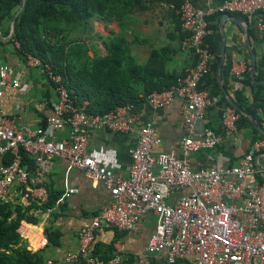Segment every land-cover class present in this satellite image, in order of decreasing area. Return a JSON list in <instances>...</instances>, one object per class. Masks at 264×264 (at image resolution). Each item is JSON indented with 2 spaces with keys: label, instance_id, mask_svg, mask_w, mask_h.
Wrapping results in <instances>:
<instances>
[{
  "label": "built area",
  "instance_id": "obj_1",
  "mask_svg": "<svg viewBox=\"0 0 264 264\" xmlns=\"http://www.w3.org/2000/svg\"><path fill=\"white\" fill-rule=\"evenodd\" d=\"M181 1L179 7H170L188 33L187 43L194 49L197 62L175 86L146 96L153 110L181 101V157L173 152L152 153L159 140L150 124H136L133 104L102 115L88 113L71 97L61 75L29 53L23 54L25 64L43 69L56 96L45 126H20L5 116L0 104V161L11 156L9 163H0V200L9 199V191L16 185L23 189L25 198L46 203L45 182L55 159L65 160L68 170L79 171L86 179L101 184L112 197L111 204L79 231L77 250L62 259L66 264H98L91 252L98 234L107 229L135 232L140 220L150 213L156 216V227L146 252L164 253L168 264H264V184L245 182L259 173L256 155L264 153V139L251 142L234 166L194 170L189 160L192 153L214 150L226 139L235 143L239 133V114L230 107L223 112V133L204 125L206 110L219 103L207 90L199 88L213 61L206 42L213 33L208 19L216 14L251 17L264 13V0H226L207 9L196 7L191 0ZM16 46L20 49L19 44ZM8 86L20 89L21 83L10 67L1 66L0 102L3 88ZM95 128L137 133L129 151L131 166L126 179L87 152L88 139ZM66 130L67 137L59 139L56 133ZM21 150L32 160L31 169L23 164ZM183 191L187 193L181 194ZM76 192L67 188L63 197ZM177 193L180 194L170 201ZM113 248L110 264L142 263L140 257L125 263L118 243ZM43 264L59 262L47 258Z\"/></svg>",
  "mask_w": 264,
  "mask_h": 264
},
{
  "label": "crops",
  "instance_id": "obj_2",
  "mask_svg": "<svg viewBox=\"0 0 264 264\" xmlns=\"http://www.w3.org/2000/svg\"><path fill=\"white\" fill-rule=\"evenodd\" d=\"M191 1L196 7L207 9L218 6L226 0ZM20 7L13 11L11 18L6 17L0 26L2 33L0 67H10L15 73V78L20 80L21 86L20 89L4 87L0 104L5 116L14 119L16 124L35 128L45 126L44 120L51 114L56 96L52 85L45 78L43 69L27 67L20 49L16 46L19 43L12 42L13 38L6 40L11 32L14 16ZM98 7L101 10L105 9V12L92 16L87 31L74 29L65 35L66 41L76 40L78 44L84 45L86 47L84 54L92 58V87L97 88V101L133 104L135 108L132 114L136 124L138 126L150 124L154 129L155 137L159 140V143L152 147V153L173 152L181 157L179 143L184 134L180 112L181 101L176 100L160 110H153L146 101V96L153 92H148L149 89L175 86L197 62L194 49L187 43L188 33L182 29L179 16L166 0L150 2L106 0L105 3L99 2ZM233 16L241 18L243 22L238 24L231 19L222 22L221 16L215 23L219 63L222 41L220 25L223 26L225 38L221 80L218 79L219 64L216 78L220 93L226 102L222 89L235 103L236 93L242 92L243 101L250 105L254 100V91L251 86L242 82L247 70L250 75L251 54L247 40L250 41L256 55L254 78L261 81L264 78L259 80L256 75L259 61H264V28H260L261 25L264 26V13L251 17ZM75 22L83 23L78 19ZM58 24L64 25V21ZM252 27L256 33L255 38L250 33ZM6 29L8 34L4 35ZM58 38H62V35ZM101 61H104V65ZM173 82L176 83L171 84ZM206 90L209 92L208 89ZM77 97L81 102L80 106L84 109L92 107L89 99ZM216 98L218 101L221 100V96ZM224 110L225 108L219 105L209 107L205 114V127L216 133H223ZM67 132L66 130L56 134L59 139H63L67 137ZM136 138V132L117 133L104 128H95L90 133L87 152L97 161L106 163L118 177L126 179L131 166L129 151L135 145ZM251 139L250 132L239 129L235 143L226 139L214 150L192 153L189 159L191 168L199 170L237 165L239 159L249 150ZM256 160L264 169V155L257 154ZM245 182L256 183L255 176L247 177ZM45 185L52 198L56 197L54 207L50 212L40 209L27 211L26 217L36 218L38 224L22 221L18 233L26 242L29 251L43 250L46 259L53 258L59 264H66L62 259L67 253L77 250L79 231L89 225L93 216L102 208L111 204L112 197L101 184L86 179L79 171L68 170V163L61 159L53 161ZM67 188L76 189L77 192L63 197ZM180 193L173 196L170 201ZM9 199L15 200L24 207L29 205L28 199L17 190L16 185L10 189ZM45 227L59 232L58 246L46 248ZM155 227L156 216L150 213L140 220L135 232L107 229L98 234L92 248L99 244L102 245L103 250H106L118 243L119 255L125 262L140 257L141 264H168L164 253L146 252L147 241Z\"/></svg>",
  "mask_w": 264,
  "mask_h": 264
},
{
  "label": "trees",
  "instance_id": "obj_3",
  "mask_svg": "<svg viewBox=\"0 0 264 264\" xmlns=\"http://www.w3.org/2000/svg\"><path fill=\"white\" fill-rule=\"evenodd\" d=\"M106 0H27L25 9L18 15L16 19V29L12 42H18L20 52L22 54L29 53L37 57L43 64H48L59 75H61L64 84L72 98L78 105L81 104L79 97L89 99L92 102L91 108H85V111L94 115H102L110 111L123 107L124 103L99 102L97 101V88L92 87V58L84 54L86 47L80 45L76 40L66 41V33L79 29L81 32L87 31L90 26L89 22L92 16L99 15L104 10L98 7L99 2L105 3ZM142 1V0H138ZM144 1V0H143ZM169 5L179 7L181 0H166ZM96 3L98 5H96ZM22 0H0V26L3 20L11 18L13 11L21 6ZM222 15L216 14L208 19L209 27L212 29V35L208 36L206 42L213 55V61L210 65L209 73L204 77L199 88L201 90H209L211 96H221L218 105L223 108L230 107L225 101L217 83L216 73L219 64V48L216 37V20L218 21ZM76 19L83 23H76ZM75 20V21H74ZM64 21V25L58 22ZM252 37H256L253 27L250 30ZM8 34V29L3 33ZM62 35V38H58ZM263 60L259 61L257 66L256 78L261 80L264 78ZM104 65V61H101ZM242 82L252 87L254 91L253 103L247 105L243 100V93H236V103L245 112L258 120L264 126V85H256L250 78L247 70ZM173 82L171 84H174ZM168 87H153L151 91H162ZM77 95V96H76ZM232 108V107H230ZM237 112V111H236ZM238 113V112H237ZM239 114V113H238ZM239 129L247 130L251 133V141L264 139L244 116L239 114L237 122ZM220 147V146H219ZM23 164L28 169L32 168V160L21 150ZM11 161V156H6L3 163L7 164ZM257 184H264V179L257 173L255 175ZM17 190L24 195L21 187ZM48 191V190H47ZM29 205L24 207L15 200H0V264H43L46 258L43 250L31 252L26 247V242L18 233V228L22 221L31 224H38V220L34 217H26L27 211L40 209L46 211L54 207L56 197L52 198L48 192V200L46 203L39 204L35 200L28 199ZM44 235L47 239L46 248L59 245L60 234L52 228L45 227ZM92 255L97 259L98 264H110L114 257V248L112 246L103 250L102 245H96L92 248ZM133 260L125 263H131Z\"/></svg>",
  "mask_w": 264,
  "mask_h": 264
},
{
  "label": "water",
  "instance_id": "obj_4",
  "mask_svg": "<svg viewBox=\"0 0 264 264\" xmlns=\"http://www.w3.org/2000/svg\"><path fill=\"white\" fill-rule=\"evenodd\" d=\"M26 2L27 0H22V4L20 9L17 11V13L14 16V19L12 21V27H11V32L8 35V37L6 38V40H11L14 37L15 34V29H16V18L17 16L25 9L26 7ZM226 19H231L233 20L235 23H240L243 22V20L237 16H233L231 14H223L221 21H225ZM220 31H221V35H222V41H221V59H220V63L218 66V79L221 80V71H222V62H223V57H224V45H225V38H224V34H223V26L220 25ZM247 32V29H246ZM0 39H2L0 37ZM247 44L248 47L250 49V54H251V66H250V76L251 79L254 83L256 84H264V79L261 81H257L255 80L254 76H255V71H256V55L254 50L251 48V44L250 41L247 40ZM224 95L226 96L227 102L229 103L230 107H232L235 111H237L240 115L246 117L252 124V126L260 133L264 136V127L260 124V122L258 120H256L255 118H253L250 114H248L247 112H245L241 107H239L235 102H233L231 99H229L227 97L226 92L224 91V89H222ZM264 155V153H261ZM257 161V160H256ZM257 169L260 173V175L262 176V178L264 179V170L257 164Z\"/></svg>",
  "mask_w": 264,
  "mask_h": 264
}]
</instances>
